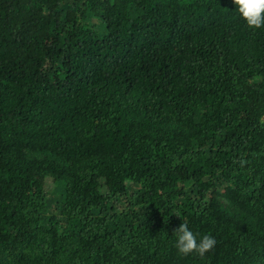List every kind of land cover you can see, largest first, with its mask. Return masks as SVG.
I'll return each instance as SVG.
<instances>
[{"label":"trees","instance_id":"16d2710c","mask_svg":"<svg viewBox=\"0 0 264 264\" xmlns=\"http://www.w3.org/2000/svg\"><path fill=\"white\" fill-rule=\"evenodd\" d=\"M181 223L215 246L179 253ZM0 264H264V27L0 0Z\"/></svg>","mask_w":264,"mask_h":264},{"label":"clouds","instance_id":"9594fccd","mask_svg":"<svg viewBox=\"0 0 264 264\" xmlns=\"http://www.w3.org/2000/svg\"><path fill=\"white\" fill-rule=\"evenodd\" d=\"M235 14L252 29L264 27V0H232ZM174 246L181 254L196 253L204 255L210 251L216 241L205 234L197 238L189 227L181 223L174 230Z\"/></svg>","mask_w":264,"mask_h":264}]
</instances>
